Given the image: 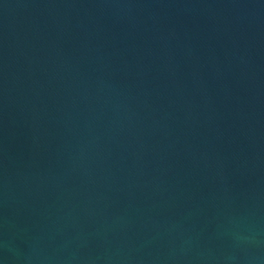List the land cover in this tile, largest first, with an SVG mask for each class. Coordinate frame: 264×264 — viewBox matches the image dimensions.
I'll return each instance as SVG.
<instances>
[{"label":"water","instance_id":"obj_1","mask_svg":"<svg viewBox=\"0 0 264 264\" xmlns=\"http://www.w3.org/2000/svg\"><path fill=\"white\" fill-rule=\"evenodd\" d=\"M0 264H264V0H0Z\"/></svg>","mask_w":264,"mask_h":264}]
</instances>
